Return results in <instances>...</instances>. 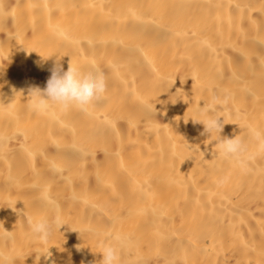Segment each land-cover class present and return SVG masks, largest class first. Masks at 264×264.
Wrapping results in <instances>:
<instances>
[{"label": "bare ground", "instance_id": "bare-ground-1", "mask_svg": "<svg viewBox=\"0 0 264 264\" xmlns=\"http://www.w3.org/2000/svg\"><path fill=\"white\" fill-rule=\"evenodd\" d=\"M56 58L104 74L87 113L28 109ZM214 95L222 137L264 133V0H0V264H100L116 236L121 264H264V154L245 173L202 135Z\"/></svg>", "mask_w": 264, "mask_h": 264}, {"label": "clouds", "instance_id": "clouds-1", "mask_svg": "<svg viewBox=\"0 0 264 264\" xmlns=\"http://www.w3.org/2000/svg\"><path fill=\"white\" fill-rule=\"evenodd\" d=\"M51 75L47 79L46 87H30L27 99V107L33 112H43L51 105L60 107L63 110L76 108L87 113L90 107L100 103L107 91V82L104 74L95 69L84 70L79 66H73L70 62L67 71H64L60 58H56L53 67L50 69ZM230 97L225 95L221 98L218 95L212 97L210 104L200 107L198 116L192 119L194 123L204 125L203 134L214 137L219 155L226 160L235 161L243 172L249 171V166L259 154H264V133L256 129L249 128V137L235 138L222 137L225 123L220 120L221 115L213 112V105L223 107L229 104ZM254 141L256 145L255 153L249 152V142ZM225 183L224 179L219 181ZM26 221L32 234L42 243H47L56 230L63 226L59 217L53 219H41L33 222L26 217ZM131 244V238L127 236H116L113 244L105 245L99 251L102 253L100 264H121V253ZM47 254V253H40Z\"/></svg>", "mask_w": 264, "mask_h": 264}]
</instances>
